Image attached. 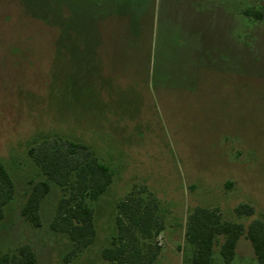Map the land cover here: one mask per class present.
Returning <instances> with one entry per match:
<instances>
[{
  "label": "rangeland",
  "instance_id": "obj_1",
  "mask_svg": "<svg viewBox=\"0 0 264 264\" xmlns=\"http://www.w3.org/2000/svg\"><path fill=\"white\" fill-rule=\"evenodd\" d=\"M57 137L88 143L115 170L93 204L96 241L68 262L71 240L51 229L59 185L41 227L21 214L44 179L29 148ZM0 156L16 183L0 246L29 243L38 264H118L102 250L129 195L159 203L155 264L188 262L197 206L246 227L264 218V0H0ZM244 203L256 213L240 216ZM224 240L218 264H259L246 235L227 263Z\"/></svg>",
  "mask_w": 264,
  "mask_h": 264
},
{
  "label": "trees",
  "instance_id": "obj_2",
  "mask_svg": "<svg viewBox=\"0 0 264 264\" xmlns=\"http://www.w3.org/2000/svg\"><path fill=\"white\" fill-rule=\"evenodd\" d=\"M29 155L44 179L31 181L21 214L33 226L41 227L42 201L51 191L52 183L59 185L62 194L51 229L71 240L73 247L64 256L68 262L96 241L98 229L93 204L114 183L115 170L102 162L88 143L74 139L46 138L31 146ZM15 194V180L0 156V223ZM158 210L159 203L152 206L134 195L121 200L116 218L118 232L112 245L103 248V257L118 264H155L162 252L155 238L166 228ZM236 211L240 216L256 213L249 203L241 204ZM244 235L252 241L259 264H264V218H256L246 227L243 222L225 219L219 208L197 206L188 219L187 241L193 252L186 264H218L214 254L222 236L225 240L221 253L231 263ZM0 264H38V257L29 243L6 251L0 246Z\"/></svg>",
  "mask_w": 264,
  "mask_h": 264
},
{
  "label": "crops",
  "instance_id": "obj_3",
  "mask_svg": "<svg viewBox=\"0 0 264 264\" xmlns=\"http://www.w3.org/2000/svg\"><path fill=\"white\" fill-rule=\"evenodd\" d=\"M194 36V35H193ZM185 37H187V34H186V36ZM190 38H193V37H190ZM196 37L194 36V39H195ZM195 41H196V39H195ZM186 43H187V41H186V39L185 38H182V40L180 41V46H186Z\"/></svg>",
  "mask_w": 264,
  "mask_h": 264
}]
</instances>
